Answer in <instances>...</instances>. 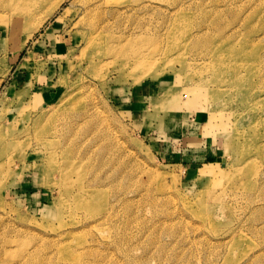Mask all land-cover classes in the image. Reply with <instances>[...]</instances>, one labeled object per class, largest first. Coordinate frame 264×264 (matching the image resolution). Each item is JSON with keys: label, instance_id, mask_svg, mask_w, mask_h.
I'll list each match as a JSON object with an SVG mask.
<instances>
[{"label": "rangeland", "instance_id": "rangeland-1", "mask_svg": "<svg viewBox=\"0 0 264 264\" xmlns=\"http://www.w3.org/2000/svg\"><path fill=\"white\" fill-rule=\"evenodd\" d=\"M0 264H264V0H0Z\"/></svg>", "mask_w": 264, "mask_h": 264}, {"label": "bare ground", "instance_id": "bare-ground-1", "mask_svg": "<svg viewBox=\"0 0 264 264\" xmlns=\"http://www.w3.org/2000/svg\"><path fill=\"white\" fill-rule=\"evenodd\" d=\"M100 1H102V0H92V4H95V3H98V2H100ZM104 1H109V0H104ZM96 7V6H95ZM92 9V8H91ZM30 11L32 10V8L31 9H29ZM17 16L19 17V21H22L24 18H25V16L26 17H28V10H26V11H22V10H20V9H18L17 10ZM96 12H98V13H96L95 14V16H105V15H107V14H112V13H114V11L113 10H107V9H104V10H97ZM101 14V15H100ZM20 19H22V20H20ZM23 22H19V24H18V27H20V28H23ZM26 28V27H25ZM26 29H28V28H26ZM25 29V30H26ZM96 29V28H95ZM174 31H175V28H174ZM92 32H95V31H92ZM184 34V33H183ZM119 41V40H118ZM179 47V42L178 41H176L175 39L174 40H172L171 41V43L168 45V48H175V47ZM144 53H146L144 50H141V49H137V51H135V56H137V59H136V61H135V63L133 64V67H138V66H141L143 63H142V59H141V55L142 54H144ZM147 74H149V75H151V76H158L159 74L157 73V72H149L148 70H145L144 71V75H147ZM135 76V78H134V80H136V81H139L141 78L139 77V76H136V75H134ZM168 92V91H167ZM169 93V92H168ZM170 94V93H169ZM166 96H167V93L165 92V95L160 99V100H157L156 99V102H162V101H164L165 100V98H166ZM171 96V95H170ZM83 116H86V114L84 113V115ZM92 118H93V123H92V128H93V131L95 132V134H102L106 139H108L109 140V148H108V150H111V148H112V145H113V143L115 144V145H119V143H118V140H119V135L117 134V133H115V132H113L112 131V129L110 128H107V127H105L103 124H102V122H104V120H105V118H99L98 116H96L94 113H92ZM99 126L100 128H101V130H99V129H97L96 131H95V126ZM107 143H108V141H107ZM68 151H73L74 150V148H73V143L72 142H70L68 145ZM104 148H106V145H105V147H102L101 148V150L102 149H104ZM78 154V153H77ZM80 154V153H79ZM241 161H244V157L241 159ZM106 164H108V158H107V160H106ZM65 166H66V173H68L69 171H70V169L74 166V160H72V159H66L65 160ZM110 174V176L109 175H107L106 177L109 179V182H113V181H115L116 179H118V177H119V174H118V172H116V171H113L112 170V173H109ZM95 181L96 182H101V181H103V178H100V177H98V179H95ZM96 182H94V183H96ZM64 187L66 188V185H64ZM83 192H85L86 194H88L89 196L91 195V190H88V189H83ZM108 210L106 209L105 210V213H104V215L103 216H106L107 214H108V212H107Z\"/></svg>", "mask_w": 264, "mask_h": 264}, {"label": "crops", "instance_id": "crops-1", "mask_svg": "<svg viewBox=\"0 0 264 264\" xmlns=\"http://www.w3.org/2000/svg\"><path fill=\"white\" fill-rule=\"evenodd\" d=\"M19 66H20V64H19ZM53 72L49 75V77H42L41 76V79L38 82H35L33 95L36 96V95H41L43 93L44 96L42 98H44V100L45 99L47 100L48 98H51V97L54 98V96H56L57 88L52 89V90L49 88L52 85L54 86V83H49L48 85L46 84V82H49L50 79L53 80V82H54V78L56 77V75H55L56 71H53ZM16 78H18V77L16 76ZM53 98H52V100H53ZM42 103H45V102H42Z\"/></svg>", "mask_w": 264, "mask_h": 264}]
</instances>
